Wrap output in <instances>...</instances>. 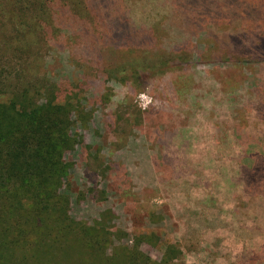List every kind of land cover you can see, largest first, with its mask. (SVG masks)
<instances>
[{"label":"rangeland","instance_id":"rangeland-1","mask_svg":"<svg viewBox=\"0 0 264 264\" xmlns=\"http://www.w3.org/2000/svg\"><path fill=\"white\" fill-rule=\"evenodd\" d=\"M188 2L85 0L81 14L60 3V16L36 19L50 25L40 37L34 20L12 19L19 12L11 14L9 0H0V92L27 79L50 83L58 101L70 96L83 111L74 115V147L64 153L71 164L64 184L72 218L93 226L110 213L106 256L132 249L140 238L146 264H264V216L230 226L232 210L250 202L241 167L258 154L264 195V138L241 145L233 122L239 109L264 122V66L223 62L202 37L209 30L221 46L224 28L212 20L217 10ZM175 40L187 46L186 60L133 75L111 72L99 57L115 44L137 45L133 55L141 58L167 56ZM201 53L209 63L196 57ZM43 97L35 94L37 101ZM168 251L173 258L164 262Z\"/></svg>","mask_w":264,"mask_h":264},{"label":"trees","instance_id":"trees-1","mask_svg":"<svg viewBox=\"0 0 264 264\" xmlns=\"http://www.w3.org/2000/svg\"><path fill=\"white\" fill-rule=\"evenodd\" d=\"M84 1L9 0V4L11 14L18 11L20 15L11 18L24 22V17L29 16L34 20L30 21L34 34L41 37L44 27L49 28L47 26L50 25L41 24L36 19L43 21V17L49 15L52 21V15L60 16L65 7L81 14L87 8L83 5ZM105 1L106 5H113V1L120 0ZM200 1L189 0L188 4L192 9L194 3H199L205 10L213 6L217 11L213 12L212 20L224 28L221 46L213 41L212 32L204 31L202 37L207 38L208 47L218 49L220 53L217 55L225 63L251 68L264 66V0L246 1L247 5L240 0H209L208 4V0ZM54 2H57L56 5ZM235 2L242 6L234 7ZM60 3L63 8H60ZM137 30L140 31V27L137 26ZM119 33V37L124 35L122 31ZM19 39L17 35L16 40ZM12 45V42L7 44L8 49ZM172 45L174 54L163 56L158 53L156 57L152 55L153 59L133 55L140 53L137 45L125 49L118 44L108 47L99 57L105 59V65L111 72L122 68L133 75L149 68L158 69L160 65L164 67L165 60L171 63L182 61V57L186 60L187 46L177 44V40ZM26 46L23 41L21 47ZM204 56L201 53L196 57L204 64L209 63ZM118 57L123 58L117 61ZM0 86L3 87L2 82ZM11 88L7 93L0 92V264H146L148 258L138 251L140 238L135 240L132 249L116 248L110 256H106L105 248L111 244L108 238L111 233L105 229L109 212L101 217L99 225L93 226L69 215V191L64 182L68 180L71 164L63 158L64 153L72 150L75 144L74 115H82L83 111L77 110L70 96L62 102L58 101L57 90L50 83L39 84L27 79ZM35 94H43L44 97L37 101ZM260 97L264 100V94ZM241 111L243 109L237 110V117L233 118L237 141L243 145V142L254 138H264V129H259L264 122L260 123L255 118L246 119L244 115H239ZM254 173L256 175L250 179ZM239 174L249 176L242 184L250 195V202L246 207L242 204L232 210V228L240 218L251 216L260 221V217L264 216V195L260 193V154L255 155L252 165L242 166ZM236 180H240L239 175L230 181L232 191L237 186ZM172 258L168 251L163 261L168 262Z\"/></svg>","mask_w":264,"mask_h":264}]
</instances>
